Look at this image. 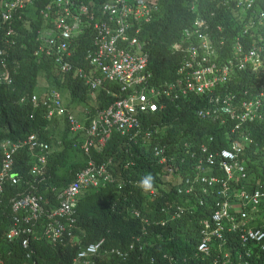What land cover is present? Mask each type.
<instances>
[{"label": "trees", "instance_id": "trees-1", "mask_svg": "<svg viewBox=\"0 0 264 264\" xmlns=\"http://www.w3.org/2000/svg\"><path fill=\"white\" fill-rule=\"evenodd\" d=\"M258 3L263 6L261 0ZM81 5L85 10L79 8ZM107 5L115 6V13L105 10ZM41 9L49 12L45 17L49 25L57 26L60 19L78 33L71 39L73 55L61 58L69 63L66 70L58 69L53 57L32 53L36 30L45 25ZM135 9H140L139 14ZM195 15L209 25L204 12L186 0H143L140 4L137 0H31L30 9L21 18L12 14L0 25V50L4 52L0 55V166L7 152L16 180L14 184L5 181L0 192V264H69L76 249L98 238L104 239L103 247H123L131 236L133 243L140 244L145 235L151 245H143L144 250L136 255L150 253L154 264H217L230 251L229 244L211 234L214 222L205 207H194L204 201L202 178L211 168L218 169L216 158L210 165L205 157L225 145L220 134L224 125L217 122L219 116L224 118L215 102L219 93L211 86L196 91L198 83L190 80L189 69L176 61L168 45L180 29L192 25ZM120 27L126 40H137L140 50L147 52L149 75L147 83L141 82L165 102V109L151 113L145 121L143 142L133 146L118 138L114 129L117 123L108 127L102 117L92 123L86 121L88 114H96L93 106L103 108L114 99L110 86L108 93L105 87L94 92L98 86L94 81L102 67L116 58L118 49L134 54V47L116 35ZM225 28L224 37L234 34ZM257 33L264 37V27L239 36L238 41L255 40ZM100 34L106 39L99 40ZM110 35H116V49L103 46ZM231 41L233 37L228 39ZM192 48L186 47L184 52ZM31 95L36 98L33 102ZM105 130L108 136L99 151L98 138ZM209 134L211 142L205 139ZM201 143L206 147L204 152L195 149ZM107 157L112 159L108 168L118 169L115 179L125 178L126 188L118 190L115 182L102 187L89 185L72 196L71 213L54 216V222L43 216L32 224L22 219L21 210L11 211L10 199L27 192L46 198V207L54 206L56 192L76 170ZM128 161L132 164L122 168ZM148 173L154 176L157 190L152 200L144 201L145 191L137 187V181ZM126 189L131 190L132 197ZM13 215L19 218L17 228L24 232L7 239ZM159 220L166 222L160 226ZM204 237L208 238L205 252L196 249ZM24 238L26 243L22 244ZM234 249L238 260L230 264L263 263L253 256L264 251L245 255L237 245ZM108 264H147V260L131 256Z\"/></svg>", "mask_w": 264, "mask_h": 264}, {"label": "clouds", "instance_id": "clouds-1", "mask_svg": "<svg viewBox=\"0 0 264 264\" xmlns=\"http://www.w3.org/2000/svg\"><path fill=\"white\" fill-rule=\"evenodd\" d=\"M142 1L137 0L138 4ZM186 1L204 12L210 19L209 25L202 24L201 17L195 15L192 25L180 29L168 45L176 61H180L182 67L189 69L190 80L198 83L196 91L211 86L219 93L217 97L215 96V102L220 105L218 110L224 118L219 116L217 122L219 126L224 125L220 134L225 142L224 146L205 157L210 165L213 158H216L218 169L215 171L211 168V173L202 178L204 201L202 204L197 202L194 207L197 208L198 205L205 207V212L209 213L210 220L214 222L211 234L223 243L229 244L230 251L224 253L217 264H230L238 260L235 245L245 255L264 251V37L257 33L255 40L247 39L243 44L238 41L239 36L264 27V0H261L262 7H259L258 0ZM30 5L31 0H0V25L8 21L12 14H16L17 19L21 18L24 12L30 9ZM104 8L109 13H115L113 5ZM112 9L113 12H110ZM139 11L140 9H135L134 13L139 14ZM40 13L45 25L43 29L36 30L32 53L53 57L58 63V69L66 70L69 63L65 60L62 62L61 58L70 59L73 55L71 39L74 36L55 38L51 33L54 27L45 19L49 12L41 9ZM124 13L125 11H121L122 15ZM224 25L228 27L225 31L234 33L229 38L223 35L222 28L226 29ZM122 32L123 28L120 27L116 35L120 34L128 46L134 47V54L118 49L116 58L102 67L99 78L94 81L96 86L98 85L95 86L94 92L97 93L105 87L108 93L110 86L114 91H110L109 94L113 95L114 99L103 108L93 106L92 110L96 114H88L86 121L92 123L102 117L108 127L117 123L114 129L118 138L123 144L133 146L143 142L147 127L145 121L151 117V113L165 109V102L151 93L141 82L147 83L149 75L146 71V62L149 61L147 52L140 50L141 45L137 40H126ZM116 35L111 36L109 46L112 49H116L113 44ZM232 37L234 41L229 43L228 39L232 40ZM45 38L52 41L46 44ZM129 40H133V43L129 44ZM62 45L64 49L61 48ZM192 45V49L184 52L186 47ZM3 54L4 52L0 50V55ZM237 80L240 81L236 87ZM35 100V96L31 95L30 101ZM225 119H228V123L224 122ZM89 127L92 133L94 124ZM151 127L158 128L152 125ZM102 134L97 142L99 151L106 142L108 132L105 130ZM32 138V135L28 136L29 140ZM205 139L208 142L213 141L210 134ZM195 149L204 152L206 147L201 143ZM192 152L195 153V150ZM111 162L112 159L107 157L99 162H89L86 167L76 170L73 178L56 192L54 197L56 204L49 205L46 209L48 211L60 209L62 203L66 202L68 211L64 215H69L72 196L89 185L102 187L106 183L115 182L118 190L126 188L125 178L115 179L118 169L108 168ZM130 164H132L130 161L124 162L122 168ZM126 183L129 186V177ZM137 187L145 191L144 201L152 200L157 190L154 176L151 173L144 175L137 181ZM126 194L129 197L133 196L131 190L126 189ZM130 214L138 216L134 211ZM165 222L159 220V225L163 226ZM203 222L206 223L205 220ZM67 235L72 236L69 229ZM133 239L131 236L130 241L123 247H103L104 239L98 238L76 249L69 264H108L111 261H125L131 256L140 260L145 258L147 264H154L150 253L136 255V252L144 250L143 245H151L150 238L145 235L140 244L133 243ZM207 240L208 238L204 237L196 249L207 251ZM253 257L264 263V253ZM175 260L172 259L174 263Z\"/></svg>", "mask_w": 264, "mask_h": 264}, {"label": "built area", "instance_id": "built-area-1", "mask_svg": "<svg viewBox=\"0 0 264 264\" xmlns=\"http://www.w3.org/2000/svg\"><path fill=\"white\" fill-rule=\"evenodd\" d=\"M83 5L79 6L80 9L85 10L84 6L82 8ZM64 14L66 17H68L70 15L69 11L67 9L64 10ZM72 27H74L72 25ZM121 31V29H120ZM51 33L53 35H55V38H69L70 35H73L72 33V28L69 27L68 25H64L61 23L60 19L57 22V26L55 24L54 29L51 30ZM111 36V35H110ZM99 40H105L106 39V35L105 34H100L98 37ZM112 40V37L110 39L107 40V42L105 44H103L104 47L109 46L110 42ZM52 41V39L50 38H45L44 42L46 44L50 43ZM62 49H64V46H61ZM32 100H34V97H32ZM10 165H11V160L10 157L7 153H5V155L2 157L1 159V166H0V192L2 191V186L4 185V182L9 180L11 184H14L16 182V180L14 179V176H12L11 172H10ZM79 176L81 177L82 175L79 174ZM37 192V189H36ZM18 197H13L10 199V208L11 211L16 212L18 210H21L24 213V217L22 219L24 220H29L32 222V224H34L33 222H38L41 221L43 219V216L47 217V218H51L52 222L56 221V219L54 218V216H61L64 215L65 213H67V206L68 203L63 202L60 209H55V210H51L48 211L46 209L47 205V200L46 199H42L41 196L36 195V194H31L29 192L25 193V194H21V195H17ZM66 208V210H64ZM13 227L10 228L6 234L5 237L6 238H12L13 236L17 235L20 231L23 233L24 230L23 229H18L17 228V221L19 220L18 216L13 215ZM48 228V229H47ZM46 232L47 230H50V225L45 227ZM55 233V231H54ZM22 244L26 243V239H22L21 240Z\"/></svg>", "mask_w": 264, "mask_h": 264}, {"label": "rangeland", "instance_id": "rangeland-1", "mask_svg": "<svg viewBox=\"0 0 264 264\" xmlns=\"http://www.w3.org/2000/svg\"><path fill=\"white\" fill-rule=\"evenodd\" d=\"M82 8H83V6H82ZM110 12H113V9H112V10H110ZM73 26L75 27V25H74V24H73ZM72 34H73V36L75 37V36H77V34H78V33H77L76 31H73V33H72ZM128 42H129V44H131V43H133V40H129ZM135 43H136V45H135V46L137 47V45H138V44H137V42H136V41H135Z\"/></svg>", "mask_w": 264, "mask_h": 264}]
</instances>
